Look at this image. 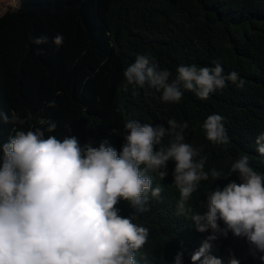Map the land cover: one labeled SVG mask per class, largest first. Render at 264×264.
<instances>
[{"label": "trees", "instance_id": "obj_1", "mask_svg": "<svg viewBox=\"0 0 264 264\" xmlns=\"http://www.w3.org/2000/svg\"><path fill=\"white\" fill-rule=\"evenodd\" d=\"M57 34L64 36L59 48L53 43ZM30 36H46L48 42L34 45ZM138 54H150L173 77L182 64L219 63L225 75L236 71L245 84L227 82L207 100L186 91L179 103H163L161 93L147 85L125 88L123 70ZM51 101L55 107H48ZM0 110L30 117L25 130L46 128L40 121L51 119L57 123L52 134L61 139L75 136L81 146L93 147L107 139L118 152L127 120L167 126L174 118L188 124L185 142L202 149L206 171L227 174L247 154L250 165L264 173L255 143L264 132V0H0ZM214 113L225 118L226 146L208 141L201 127ZM13 127L0 123V142L14 135ZM174 167L169 161L163 180L151 173L153 187L163 191L134 221L149 229L141 249L145 259L137 254L140 264H173L180 251L182 264H191V254L211 234L197 232L190 219L176 214ZM231 180L239 182L236 174L209 176L188 204L202 211L206 194ZM117 207L123 216L133 214L127 201ZM212 244L211 254L225 264L230 251L240 264H262L245 239L231 233Z\"/></svg>", "mask_w": 264, "mask_h": 264}, {"label": "clouds", "instance_id": "obj_2", "mask_svg": "<svg viewBox=\"0 0 264 264\" xmlns=\"http://www.w3.org/2000/svg\"><path fill=\"white\" fill-rule=\"evenodd\" d=\"M29 40L34 45L48 42L46 36ZM63 42L62 34L53 38L57 48ZM123 77L125 88L147 85L168 104L179 103L186 91L207 100L227 82L237 88L245 84L236 71L225 75L219 63L182 64L173 77L150 54H138ZM48 107H55V101ZM29 119L0 110V123L14 125V135L0 142V264H140L137 254L148 242L149 229L134 221L150 210V198H160L163 188L153 187L151 173L163 180L169 161L175 164L172 183L179 191L176 214L190 219L197 232L211 233L191 254V264H225L211 254L212 242L229 233L245 239L250 255L264 264V173L250 165L247 154L236 159L227 174L215 168L206 171L202 149L185 142L188 124L174 118L167 126L127 120L119 152L107 139L98 147L91 142L81 146L75 136L61 139L52 134L57 123L51 119L40 121L46 128L25 130ZM224 120L214 113L201 125L215 145L230 143ZM255 143L256 152L264 156V132ZM233 174L239 182L213 188L200 202L202 211H193L188 201L201 181ZM121 200L133 214L121 215ZM182 258L183 252H177L173 264H182ZM227 264L240 260L230 251Z\"/></svg>", "mask_w": 264, "mask_h": 264}]
</instances>
